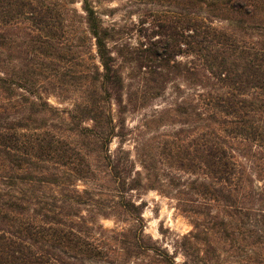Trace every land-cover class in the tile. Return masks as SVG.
I'll list each match as a JSON object with an SVG mask.
<instances>
[{
  "label": "trees",
  "instance_id": "trees-1",
  "mask_svg": "<svg viewBox=\"0 0 264 264\" xmlns=\"http://www.w3.org/2000/svg\"><path fill=\"white\" fill-rule=\"evenodd\" d=\"M157 1L132 43L92 0H0V264H264V0Z\"/></svg>",
  "mask_w": 264,
  "mask_h": 264
},
{
  "label": "rangeland",
  "instance_id": "rangeland-1",
  "mask_svg": "<svg viewBox=\"0 0 264 264\" xmlns=\"http://www.w3.org/2000/svg\"><path fill=\"white\" fill-rule=\"evenodd\" d=\"M94 7L102 14L105 24H118L123 28L132 38V43L136 41L140 29L150 27V17L148 15L152 12L163 10V4L157 0H92ZM80 0H75L74 6L80 10ZM50 102L55 104L54 100ZM152 108L146 111L131 113L127 116V123L134 127L144 114L149 113L152 109H161V101L152 103ZM167 128L160 129L157 134L152 132L150 137L160 136ZM158 141L157 139H155ZM131 143L125 145L126 149L132 150ZM117 144L114 141L110 147L111 151L116 148ZM132 157L136 161L137 170H140V165L137 157L132 151ZM137 204H143L142 218L145 225V234L150 236L153 240L159 241L164 248L170 253L173 252V244L176 239L187 234L191 230L189 219L181 214L175 208V202L163 196L156 191H148L142 195L132 194ZM102 224L105 228H113L114 222L112 220H104ZM177 264H182V257L178 255L175 259Z\"/></svg>",
  "mask_w": 264,
  "mask_h": 264
}]
</instances>
